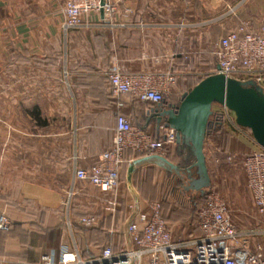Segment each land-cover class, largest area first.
<instances>
[{"label": "crops", "instance_id": "obj_1", "mask_svg": "<svg viewBox=\"0 0 264 264\" xmlns=\"http://www.w3.org/2000/svg\"><path fill=\"white\" fill-rule=\"evenodd\" d=\"M109 1L116 9L111 17L84 14L78 27L64 30L63 0H0V53L7 60L15 57V119L21 127L15 136V170L0 172L5 198L0 202V213L10 221L9 230L0 232V264L37 263L50 251L56 262L65 252L77 253L86 260L97 256L105 245L119 253L127 245V225L149 204L139 200L135 176L154 172L160 179L174 177L182 188V182L187 181L185 175L170 174L155 164H136L142 158L126 152L119 174L121 200L113 217L102 206L104 195L78 181L74 173L94 166L112 145L118 111L105 75L111 59L116 57L132 72L154 68L174 72L176 84L171 101L164 102L174 107L184 89L199 77L195 71L209 55L204 48L216 35L222 37L234 22L215 23L214 19L238 0ZM262 12L264 0H248L240 14ZM121 103V113L133 125L158 137L155 120H149L148 114L154 106L134 103L128 97H123ZM248 133L245 130L242 135L224 124L205 140L211 189L221 173L229 177L236 168L245 183L238 162L226 167L222 160L225 165L215 166L226 168L223 172L219 166L217 172L213 171V161L220 155L222 159L229 153L244 157L256 150L258 146ZM175 150L176 145L167 147L165 158L178 166L184 158L175 157ZM226 187L232 205L225 202L235 229L250 250L260 246L264 255V219L256 213L246 184L247 203L241 201L235 184ZM185 191L192 193V199L197 198ZM154 202L160 204L162 218L176 244L187 248L200 237L194 213L192 220L175 222L165 215L160 202L150 203ZM194 204L196 210L202 202ZM86 217L95 219V225L87 228L92 231L91 238L82 235L81 229L85 228L78 224ZM58 223L66 229L63 227L59 235L52 237L50 232Z\"/></svg>", "mask_w": 264, "mask_h": 264}, {"label": "built area", "instance_id": "obj_2", "mask_svg": "<svg viewBox=\"0 0 264 264\" xmlns=\"http://www.w3.org/2000/svg\"><path fill=\"white\" fill-rule=\"evenodd\" d=\"M248 0H238L225 7L213 22L234 21L226 33L218 40L212 53L216 66L204 75L221 74L239 81H252L264 91V12L241 15ZM63 0L62 27L64 30L79 26L84 14L97 15L102 9L103 17H111L116 9L109 0ZM108 92L117 101V115L111 148L101 153L98 162L88 170L77 169L74 176L104 195L103 207L106 213L115 216L119 207V173L124 163V155L130 152L138 157H163L166 148L176 145V133L170 128L160 126L157 138L132 124L119 114L121 100L130 97L140 103L161 104L172 95L176 84V74L171 70L152 69L140 72L128 71L116 57L111 59L107 69ZM214 113L219 119L214 123L230 125L243 135L245 129L238 127L231 114L222 107ZM216 125V124H215ZM249 139H252L248 133ZM254 142V141H253ZM234 156L228 154L224 161L231 165ZM214 164L219 159H214ZM245 184L250 192L256 213L264 219V148L245 155L240 163ZM133 209V206H130ZM80 226L95 225L93 217L80 219ZM10 221L0 213V232L8 231ZM197 230L200 237L190 247L176 244L167 224L162 218L159 203H149L145 210L135 213L126 227V248L114 253L109 247L100 253L83 260L77 253H62L56 262L54 252L42 255L37 263L27 264H264L260 246L250 250L241 234L235 229L231 213L225 200L211 188L203 197L197 213Z\"/></svg>", "mask_w": 264, "mask_h": 264}, {"label": "water", "instance_id": "obj_3", "mask_svg": "<svg viewBox=\"0 0 264 264\" xmlns=\"http://www.w3.org/2000/svg\"><path fill=\"white\" fill-rule=\"evenodd\" d=\"M100 4L103 6L104 0ZM99 13L103 16L102 9ZM215 107L225 108L235 124L247 130L258 147L264 148L263 89L252 81L243 82L214 74L206 76L184 92L176 106L161 103L148 112L149 120H155L158 131L160 126L175 131L176 145L192 157V163L181 169L166 158L153 156L144 157L136 161V164L149 162L178 176L185 174V189L193 192L196 197H204L211 186L204 143L213 124L220 125L213 121Z\"/></svg>", "mask_w": 264, "mask_h": 264}, {"label": "rangeland", "instance_id": "obj_4", "mask_svg": "<svg viewBox=\"0 0 264 264\" xmlns=\"http://www.w3.org/2000/svg\"><path fill=\"white\" fill-rule=\"evenodd\" d=\"M227 1H234V0H227ZM215 34H217V30L215 29ZM221 38V36H215L214 39L211 40V44L207 47H205V51L207 54L206 60L200 64L199 69L195 71L199 77L203 76L206 71L209 68H212L216 63L217 60L213 56V52L216 49V44L218 40ZM15 57L12 56L8 58L3 57V55L0 53V172L1 170H4L3 173L6 174L7 170L13 171L15 170V145H16V138L19 130L21 127L16 125V105H15V91L16 89V68H15ZM155 69V68H154ZM193 71V72H194ZM204 73V74H203ZM181 80V79H180ZM216 109V107H215ZM232 117V116H231ZM234 146V145H233ZM229 146L228 148L231 149L234 147ZM231 151V150H230ZM255 151V150H254ZM174 152V149H173ZM175 154V153H174ZM230 155H233L235 163H241V160L243 157H239V155L236 153V156L232 153H229ZM220 155V154H219ZM226 154L224 158L227 156ZM224 158L219 159V163L222 165H225L222 160ZM178 160V159H176ZM210 160V159H209ZM212 161V159H211ZM233 161V163H234ZM226 163V162H225ZM232 163V164H233ZM219 165L220 167L222 165ZM9 165H11L9 167ZM213 171L217 170L218 167L213 164ZM218 165V164H217ZM226 167L228 164L225 165ZM222 166V171L226 167ZM212 169V167H211ZM239 168H236L232 176H224V173H221V178H217L213 180L214 184L212 187V190L215 191L218 195H220L225 201H228V204L232 205L230 203L232 201L231 195L229 193V196L226 195V186L230 184H235L238 188L239 195L241 197V201H244V203H247V197L245 193L244 188V180L241 176V172L239 171ZM212 172V171H211ZM226 173V172H225ZM211 176H213L211 174ZM14 177V176H13ZM214 177V176H213ZM2 178V177H1ZM153 179V182H152ZM1 180H0V202L3 203L4 192L1 189ZM134 186L135 191L139 197V200L143 203V205H146L150 203L151 201H158L162 204L165 215H168L169 218H173L176 222H182V221H188L192 220V216L194 213V201H197V199L194 200V198H191L192 193H188L183 189L180 185H178L176 178L174 177H164L162 179L159 178V175H155L154 172L150 173H144L136 175L134 178ZM215 190H214V189ZM11 196V195H10ZM229 197V198H228ZM12 198V197H11ZM105 199V197H104ZM196 203V202H195ZM103 206V203H102ZM2 208V205H0V210ZM104 208V207H103ZM41 225L43 223H40ZM63 227L66 226L63 223H58V226L54 228L50 232V234L59 235L60 229L63 231ZM82 235L84 233L87 234L88 238H91L90 234L92 233L91 229H87V227L81 226ZM41 228V227H40ZM35 231L38 229L35 227ZM92 239H90L91 241ZM100 250V249H98ZM98 252V251H97ZM23 263V262H17V264ZM16 264V263H13ZM25 264V263H23Z\"/></svg>", "mask_w": 264, "mask_h": 264}, {"label": "trees", "instance_id": "obj_5", "mask_svg": "<svg viewBox=\"0 0 264 264\" xmlns=\"http://www.w3.org/2000/svg\"><path fill=\"white\" fill-rule=\"evenodd\" d=\"M214 68V67H213ZM212 68V69H213ZM206 76L205 75H203V76H200V77H198L196 80H193L192 82H191V84L190 85H188L185 89H184V92H187V91H189L192 87H194L199 81H201L203 78H205ZM112 98V97H111ZM128 98H130V97H128ZM167 100H170L171 101V97L169 98V99H167ZM166 100V101H167ZM115 101V100H114ZM130 101H132V102H134V103H137V104H144V105H150V104H147V103H140V102H138V101H136V100H134V99H132V98H130ZM116 102V104H117V101H115ZM165 102V101H164ZM163 102V103H164ZM177 102V103H176ZM175 103V105H177L178 104V101H176ZM153 106V105H152ZM118 113L116 112V114L115 115H117ZM119 114H121V115H123L122 113H121V111H119ZM124 116V115H123ZM214 119L216 120V119H219V117L215 114L214 115ZM133 124V123H132ZM137 127H139V126H137ZM140 129H142L141 127H139ZM221 129V126L220 125H215V124H213V126L210 128V133H209V135L207 136V138L208 137H212V136H214L215 134H217L218 132H219V130ZM143 130V129H142ZM175 157H180V159H182V157L184 158V159H182V161L180 160L179 161V163H178V166L181 168V169H184L185 167H188L191 163H192V161H193V159H192V157L188 154V153H184L183 152V150H181V148L178 146V145H176V150H175ZM123 165V164H122ZM122 165H121V167H122ZM120 170H121V168H120ZM120 174V173H119ZM170 174H172V172L170 173ZM179 185V184H178ZM198 201H201L202 203H203V197L202 198H199V197H197L196 198ZM201 207V206H200ZM200 207H198V209H196L195 211H194V218H195V220L197 221V213H198V210L200 209ZM9 230V229H8ZM103 234H104V238L105 239H107V233L106 232H103ZM52 237H53V234H52ZM105 247H109L110 249H111V247L110 246H106L105 245ZM105 247H103V248H105ZM112 250V249H111Z\"/></svg>", "mask_w": 264, "mask_h": 264}, {"label": "flooded vegetation", "instance_id": "obj_6", "mask_svg": "<svg viewBox=\"0 0 264 264\" xmlns=\"http://www.w3.org/2000/svg\"><path fill=\"white\" fill-rule=\"evenodd\" d=\"M185 175V174H184ZM183 184V188L185 189L186 185H187V181L184 183V181L182 182Z\"/></svg>", "mask_w": 264, "mask_h": 264}]
</instances>
